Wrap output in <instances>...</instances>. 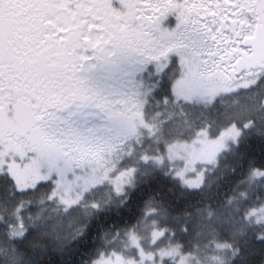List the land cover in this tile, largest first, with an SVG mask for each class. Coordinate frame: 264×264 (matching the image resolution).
<instances>
[{
	"label": "snow or ice",
	"instance_id": "obj_1",
	"mask_svg": "<svg viewBox=\"0 0 264 264\" xmlns=\"http://www.w3.org/2000/svg\"><path fill=\"white\" fill-rule=\"evenodd\" d=\"M0 264H264V0H0Z\"/></svg>",
	"mask_w": 264,
	"mask_h": 264
}]
</instances>
